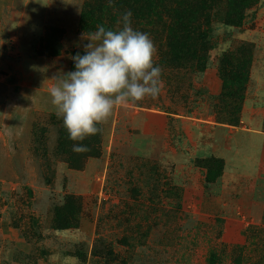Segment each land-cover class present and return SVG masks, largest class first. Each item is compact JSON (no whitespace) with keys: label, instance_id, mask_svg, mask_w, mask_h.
<instances>
[{"label":"rangeland","instance_id":"1","mask_svg":"<svg viewBox=\"0 0 264 264\" xmlns=\"http://www.w3.org/2000/svg\"><path fill=\"white\" fill-rule=\"evenodd\" d=\"M127 1L0 0V264H264V0ZM129 10L161 91L75 153L52 77Z\"/></svg>","mask_w":264,"mask_h":264},{"label":"clouds","instance_id":"2","mask_svg":"<svg viewBox=\"0 0 264 264\" xmlns=\"http://www.w3.org/2000/svg\"><path fill=\"white\" fill-rule=\"evenodd\" d=\"M131 17V11H126L122 27L116 29L98 25L85 54L72 57L74 70L52 77L51 103L74 142L75 153L89 151L82 141L100 132L97 125L110 117L115 106L154 99L161 91L156 46L148 33L132 27Z\"/></svg>","mask_w":264,"mask_h":264},{"label":"trees","instance_id":"3","mask_svg":"<svg viewBox=\"0 0 264 264\" xmlns=\"http://www.w3.org/2000/svg\"><path fill=\"white\" fill-rule=\"evenodd\" d=\"M217 1H220V0H128L127 1L128 3H125V4L127 6H130V7L135 6L134 10L137 9V10H141L142 12L148 11V12L155 15V9L156 8H160V7L162 8L165 6L170 7L171 5L176 4V3L188 4V5L193 4L191 6L195 5L196 7H199V4L205 5V4H209V3H215ZM226 1L227 2H234V3H236L234 5H237L238 2H243V1H248V0H225V2ZM237 6H239V5H237ZM200 8H202V7H200ZM198 14L204 18L202 9H199ZM238 16H240V17L236 21L230 20L228 23L233 24V25H239V22L242 19V11L240 12V14ZM175 17H176L177 21L179 22V21H181V19L185 20L186 16L176 15ZM204 19H207V18L205 17ZM187 21L190 22L189 19H187ZM182 40H185L182 42L187 44V42L191 41V36H188V38H182ZM194 42L195 41L189 42L187 49L191 48L193 46ZM197 42L201 43V41H197ZM185 47H186L185 45L180 46L179 51L182 52ZM213 164L215 167L213 169L209 170L207 175H206V179L209 182H213L221 176L222 163L220 161H214Z\"/></svg>","mask_w":264,"mask_h":264}]
</instances>
